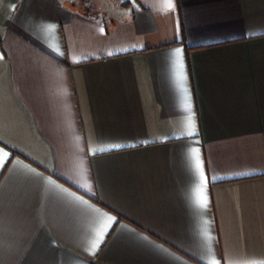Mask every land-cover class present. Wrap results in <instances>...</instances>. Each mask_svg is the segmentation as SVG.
I'll return each instance as SVG.
<instances>
[{
	"label": "crops",
	"instance_id": "0c3cea01",
	"mask_svg": "<svg viewBox=\"0 0 264 264\" xmlns=\"http://www.w3.org/2000/svg\"><path fill=\"white\" fill-rule=\"evenodd\" d=\"M128 1L0 0V264H264V0Z\"/></svg>",
	"mask_w": 264,
	"mask_h": 264
},
{
	"label": "snow or ice",
	"instance_id": "6c2138e0",
	"mask_svg": "<svg viewBox=\"0 0 264 264\" xmlns=\"http://www.w3.org/2000/svg\"><path fill=\"white\" fill-rule=\"evenodd\" d=\"M173 8H174L173 0H165V3H164V10L167 11V10H171V9H173ZM45 27H46V30H47V31H51L52 28H53L54 26L48 25V26H45ZM253 35H255V33H253ZM109 54H111V53H109ZM176 55H177V56L180 55L179 50L177 51ZM180 67L182 68V65H180ZM188 126H189V127H192V126H193V122H192L191 120H189V122H188ZM193 134H194V133H192V132H189V133H188V135H193ZM108 150H109V149L98 148L96 151H97V153H103V152L108 151ZM0 166H2V164H0ZM202 202H203V201H202ZM101 239H102V236H101ZM98 247H99V244H93L92 249H91V251H90V254H95V251L98 250Z\"/></svg>",
	"mask_w": 264,
	"mask_h": 264
},
{
	"label": "rangeland",
	"instance_id": "374dc122",
	"mask_svg": "<svg viewBox=\"0 0 264 264\" xmlns=\"http://www.w3.org/2000/svg\"><path fill=\"white\" fill-rule=\"evenodd\" d=\"M97 1H100V0H97ZM101 1H103V4H102V6H101V9L102 10H100V8L98 7V6H93V7H88V8H91V9H95V11H99V12H101L102 14L103 13H105V11H108V12H110L111 10H114L118 5H119V1L120 0H112L113 1V3H110V5L108 4V2H110V0L108 1V0H101ZM105 1H108L107 2V4H105ZM115 1H118L117 3L115 2ZM123 3H125V4H127L129 1L128 0H121ZM110 9V10H109ZM120 5H119V7H118V17H122V15H125V11L123 12V11H120Z\"/></svg>",
	"mask_w": 264,
	"mask_h": 264
}]
</instances>
